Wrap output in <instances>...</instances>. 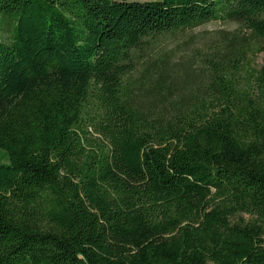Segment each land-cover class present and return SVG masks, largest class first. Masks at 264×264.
<instances>
[{
	"label": "trees",
	"instance_id": "obj_1",
	"mask_svg": "<svg viewBox=\"0 0 264 264\" xmlns=\"http://www.w3.org/2000/svg\"><path fill=\"white\" fill-rule=\"evenodd\" d=\"M219 20L199 87L135 77ZM262 52L264 0H0V264H264Z\"/></svg>",
	"mask_w": 264,
	"mask_h": 264
},
{
	"label": "rangeland",
	"instance_id": "obj_2",
	"mask_svg": "<svg viewBox=\"0 0 264 264\" xmlns=\"http://www.w3.org/2000/svg\"><path fill=\"white\" fill-rule=\"evenodd\" d=\"M144 1V0H143ZM239 33L248 34L245 26L233 21H211L193 29L183 32L163 35L149 45L136 58L135 77L147 62L157 57H165L172 66L171 80L185 93L188 89L199 87L203 82L201 72L205 66V60L212 56L217 49L221 50ZM264 62V52L254 58V65L258 66ZM140 69V70H139ZM100 139L99 134H94ZM5 151L0 148V161L8 162ZM249 215L238 213L231 217L233 223L244 224Z\"/></svg>",
	"mask_w": 264,
	"mask_h": 264
}]
</instances>
